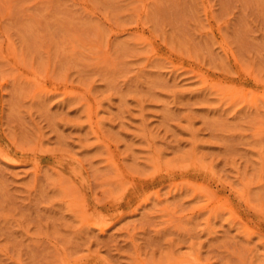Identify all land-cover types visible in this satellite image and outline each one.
I'll use <instances>...</instances> for the list:
<instances>
[{
    "label": "rangeland",
    "instance_id": "374dc122",
    "mask_svg": "<svg viewBox=\"0 0 264 264\" xmlns=\"http://www.w3.org/2000/svg\"><path fill=\"white\" fill-rule=\"evenodd\" d=\"M0 264H264V0H0Z\"/></svg>",
    "mask_w": 264,
    "mask_h": 264
},
{
    "label": "bare ground",
    "instance_id": "6f19581e",
    "mask_svg": "<svg viewBox=\"0 0 264 264\" xmlns=\"http://www.w3.org/2000/svg\"><path fill=\"white\" fill-rule=\"evenodd\" d=\"M14 162V161H13ZM193 261V260H192Z\"/></svg>",
    "mask_w": 264,
    "mask_h": 264
}]
</instances>
